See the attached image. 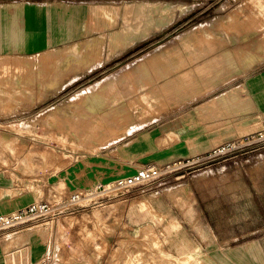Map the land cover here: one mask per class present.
<instances>
[{
    "label": "rangeland",
    "instance_id": "obj_1",
    "mask_svg": "<svg viewBox=\"0 0 264 264\" xmlns=\"http://www.w3.org/2000/svg\"><path fill=\"white\" fill-rule=\"evenodd\" d=\"M19 3L51 10L23 45L8 37ZM3 4L9 44L0 51V174L14 181L21 209L45 202L60 213L0 236L30 245L13 264H230L234 251L225 249L237 245L256 250L251 264L264 263V220H247L263 231L242 235L246 221L238 219L233 233L222 217L230 208L221 212L212 198L214 179L263 178L264 147L205 157L264 132V14L252 0ZM151 91L157 100L148 106L141 96ZM235 92L237 99L212 104ZM101 95L107 99L97 103ZM154 132L150 147H133ZM131 155L137 166L127 162ZM146 165L161 167L160 179L124 195L114 187ZM136 203L148 206L144 221L131 214ZM35 227L47 241L17 240ZM219 229L232 240L216 243ZM244 256L236 261L246 263Z\"/></svg>",
    "mask_w": 264,
    "mask_h": 264
},
{
    "label": "crops",
    "instance_id": "obj_2",
    "mask_svg": "<svg viewBox=\"0 0 264 264\" xmlns=\"http://www.w3.org/2000/svg\"><path fill=\"white\" fill-rule=\"evenodd\" d=\"M7 6L6 4L0 5V51H5L7 48V45L9 44V40L6 38L7 31L4 28L5 27V20L7 13ZM40 7H32L30 4L25 3H19L17 5V8L15 12L10 15L11 19L9 24L11 23V28L8 30V37L9 39H16L20 44L23 45V43H26V37L30 29L35 28L37 26V21H41L43 23L45 17H47V13L51 10H41ZM15 23H17V27L13 26ZM44 24V23H43ZM53 34H57L56 30L52 29ZM264 94V93H263ZM239 95L235 92L232 95L228 97H224V95L216 97L213 99V105L221 104L222 102L237 99ZM263 103H264V96H263ZM155 132L151 134H144L140 136V138L136 141L134 144V148L138 150H143L152 145V140L154 139ZM262 150V149H261ZM246 151V150H245ZM256 151V150H251ZM260 154L264 158V149ZM250 155V154H249ZM135 155L127 156V162H129L132 165L137 166L136 157ZM249 157V156H247ZM249 160H246V163ZM264 161V160H263ZM263 178H257V179H247L242 181V179H238V181H234L232 178L229 179H214L213 183L215 184V188L219 185V190L215 189L214 194L212 198L215 199V202H217L221 208V212H224L227 207L230 208V215L225 216L222 215L223 219H228L227 226L230 229H234L236 233L238 232L236 229H239V222L238 219H243L246 221V223H242L241 226H245L246 229H240L242 235L247 234H257L260 233L259 226L255 227L254 229L253 224L249 225L247 223V220L250 219H262L264 220V172H262ZM218 184V185H217ZM15 183L14 181L7 175L0 174V215L6 214L2 213L3 210L12 211L13 209H21L22 205V199L18 198V195H15ZM229 188V189H228ZM17 210V211H18ZM210 225V224H209ZM216 226V225H215ZM264 228V226H263ZM30 230L32 228H29ZM25 229V230H29ZM25 230H23L21 233H23ZM219 235L214 232L215 235V242L218 244H223L225 242H228V240H232L231 238L228 239V237H221L220 236V229H219ZM20 233V232H19ZM47 236L49 237V232H46ZM232 233V232H231ZM28 235H32V237H37L32 232H26L22 234L17 240H25V238ZM217 235V236H216ZM235 235V234H234ZM219 236V237H218ZM42 238V240L47 241L48 238H44L42 236H38ZM24 238V239H22ZM237 240V238L235 239ZM234 241V240H233ZM250 245V244H248ZM30 245H15L7 244L0 242V264H13V259L11 257L15 256L14 254L20 253L24 250H26ZM249 247L247 245H237V246H228L225 250L234 251L233 252V259L230 260V264H251L254 262L256 258V250L253 253L248 249ZM32 256H31V262H37L39 260V253L40 250L38 248L32 249ZM244 253L245 256L242 258H245L244 261L246 263H243V260L236 261L237 257H239L240 252ZM19 256V255H18ZM236 256V258H235ZM20 263V261L18 260ZM17 262V263H18ZM256 264H264L260 262L259 258Z\"/></svg>",
    "mask_w": 264,
    "mask_h": 264
},
{
    "label": "built area",
    "instance_id": "obj_3",
    "mask_svg": "<svg viewBox=\"0 0 264 264\" xmlns=\"http://www.w3.org/2000/svg\"><path fill=\"white\" fill-rule=\"evenodd\" d=\"M258 146L264 147L263 131L256 133L255 136H247L243 141L237 140L232 143L221 145L205 154V157H224L236 153V151H245ZM163 172V169L159 166L146 165L140 168L136 173L116 180L114 187L123 195L129 194L160 179ZM59 214L60 213L52 212L49 204L45 202L30 204L12 214H2L0 215V236L7 235L6 237H8L11 234L19 232L22 227L27 224L33 222H48L56 218Z\"/></svg>",
    "mask_w": 264,
    "mask_h": 264
},
{
    "label": "bare ground",
    "instance_id": "obj_4",
    "mask_svg": "<svg viewBox=\"0 0 264 264\" xmlns=\"http://www.w3.org/2000/svg\"><path fill=\"white\" fill-rule=\"evenodd\" d=\"M252 3H254L256 6H255V10L257 11V13H260V14H264V0H252ZM90 68V67H89ZM4 72L7 73L8 71V68L5 67L4 69ZM95 87L93 88H90V90H93ZM167 88V87H166ZM173 88V87H172ZM171 88V89H172ZM175 88V87H174ZM90 90L88 89L87 91H84L82 93H79L78 95H76L75 97L71 98L70 100L67 101V103H74L76 102L77 99H79V96L84 94V93H89ZM177 90V89H176ZM98 98V99H97ZM104 98L107 99V95H101L99 97H96V101L97 103H99L100 100L102 101H105ZM141 100L147 104L148 106L151 105L154 101L157 100V95L155 93H153L152 91L151 92H147V93H144L142 96H141ZM77 103V102H76ZM132 114H135L136 111L132 110ZM70 114L67 110L65 111V115H68ZM135 128V127H134ZM133 129V128H132ZM136 131V130H135ZM131 214L136 216L137 217V221H144L146 219V215L149 213L148 211V206L144 203H139V204H133L131 205ZM37 228V229H36ZM164 228V231L165 233L168 232V227L166 226H163ZM29 233L32 232L34 233L35 235H37V237H33V238H38V236H42L45 238V232L43 231V229L41 227H35L34 229L32 230H29L28 231ZM17 234V233H16ZM37 242V241H35ZM185 253V251H184ZM180 256L184 257L186 256V253L185 254H182V253H179Z\"/></svg>",
    "mask_w": 264,
    "mask_h": 264
}]
</instances>
